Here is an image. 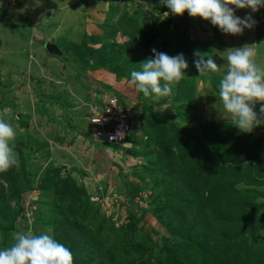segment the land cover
I'll list each match as a JSON object with an SVG mask.
<instances>
[{"label": "rangeland", "instance_id": "obj_1", "mask_svg": "<svg viewBox=\"0 0 264 264\" xmlns=\"http://www.w3.org/2000/svg\"><path fill=\"white\" fill-rule=\"evenodd\" d=\"M3 1L0 0V111L7 110L5 118L17 131L15 151L18 156L24 154L26 169L34 184H40L49 165L64 168L61 177L70 178L75 183L72 189L82 191L80 198L75 193L70 194L71 197L82 204L87 193L101 218L112 219L117 226L129 222L131 211L139 215V208L153 207L156 192L151 187L153 175L145 170L156 160V151L150 152L156 145L147 146L146 126L152 113L162 114L181 126H197L195 132L200 134V121L208 119L227 120L234 126L219 101L220 79L227 70L225 51L250 45L256 53V62L264 65V6L256 12L250 8L235 9L237 16L244 18L250 13L257 23L241 34L232 35L202 17H192L187 12L182 16L172 14L161 0H109L110 3H105L106 0H16L7 5ZM126 9L129 14H136L135 17L129 15L134 31L131 37L139 29L136 21L142 26L157 22V40H161L169 17L171 31L187 30L195 42H213L219 70L208 71L205 77L197 78L196 115L193 108H187L183 109V117L176 105L180 101H172L171 96L145 98L129 76L119 77V71L109 67L93 69L80 62L78 49L83 45L97 49L104 42H117L116 47L127 42L128 35L113 25L121 13L125 15ZM106 30L115 31L117 35H106ZM136 44L130 46L136 49ZM140 46L142 53L144 48ZM57 48L63 52L62 56L53 53ZM168 55L176 56L173 52ZM88 59L92 64L94 60ZM120 66L118 68L124 71V64ZM110 94L119 96L134 123L132 133L122 144L99 141L89 121L91 105L101 106L102 99ZM62 97L74 104L64 105ZM259 109L260 102L255 105L257 113ZM261 119L264 120V116ZM234 127L237 135L251 134V139L262 140L264 148V123L251 133ZM20 163L19 159L18 167ZM139 175H143L147 185ZM259 179L260 184L241 182L237 188L247 186L264 192V175ZM135 185L143 188L134 192ZM45 201L41 189L35 187L24 194L15 226L10 216L0 218L1 230L7 229L9 233L0 248L9 246L11 233L20 229L31 228L36 234L48 233L54 237L53 224L57 216L50 212L48 205H42ZM255 202H264V195ZM9 205L16 209L19 204L9 199L5 206L0 205V212ZM138 229L140 234L151 231L155 240L168 233L151 214L139 222ZM261 234L264 237V229Z\"/></svg>", "mask_w": 264, "mask_h": 264}, {"label": "trees", "instance_id": "obj_2", "mask_svg": "<svg viewBox=\"0 0 264 264\" xmlns=\"http://www.w3.org/2000/svg\"><path fill=\"white\" fill-rule=\"evenodd\" d=\"M125 11L113 25L128 35L127 42L118 47L117 42H104L97 49L83 45L78 49L80 62L93 69L109 67L119 71V77L131 78V71L141 70V63L153 56V48L167 54L183 53L189 67L181 81L174 85L171 97L174 102L180 101L176 105L183 117V109L187 108H193L196 115V81L198 77H205L206 72L197 70L194 52L214 59L213 42H195L187 30L171 31L169 17L161 40H157V22L142 26L136 21L139 29L131 37L134 31L129 15L135 17L136 14ZM146 22L147 19L143 23ZM113 33L105 31L106 35H117ZM134 42L138 43L136 49L130 46ZM140 44L144 48L142 53ZM88 58L94 60L92 64ZM120 64H124L126 71L118 68ZM62 98L64 105L74 104ZM152 114L146 126L147 146L156 145L155 150L150 149V152L156 151V160L145 169L153 175L151 187L156 191L152 208H139V215L131 211L129 222L117 226L112 219L101 218L87 193L82 204L71 197L70 194L75 193L80 198L82 191L73 190L71 185L75 183L61 177L64 168L49 165L40 184H34L21 153L20 167L0 173V205L5 206L9 199L19 205L16 209L9 205L6 210L10 213L1 211L0 218L10 216L15 226L24 194L38 187L46 200L42 205H48L50 212L57 216L53 224L54 238L72 251L74 264H264L261 234L264 202H255L264 192L247 186L237 188L241 182L245 185L261 183L259 177L264 175L262 140L251 139V134L237 135L235 127L227 120L200 121V134L195 132L197 126H181L162 114ZM142 179L147 185L144 177ZM142 188L135 185L133 190L137 192ZM148 214L167 229L168 233L160 240H155L151 231L141 234L138 231L139 222ZM8 234L7 229L0 228V243Z\"/></svg>", "mask_w": 264, "mask_h": 264}, {"label": "clouds", "instance_id": "obj_3", "mask_svg": "<svg viewBox=\"0 0 264 264\" xmlns=\"http://www.w3.org/2000/svg\"><path fill=\"white\" fill-rule=\"evenodd\" d=\"M3 3L12 2L4 0ZM161 3L172 14L182 16L187 12L192 17H202L232 35L241 34L257 23L250 13L244 18L237 16L235 9L250 8L256 12L264 6V0H161ZM152 52L153 56L141 63V70L131 71V82L145 98L171 96L174 85L181 81L189 67L188 61L183 53L170 56L155 48ZM255 55L250 45L227 49L224 57L227 70L219 84L223 111L230 114L234 126L247 133L264 123L261 119L264 116V65L256 62ZM194 56L199 73L219 70L211 56L199 51L194 52ZM258 102L259 113L255 110ZM6 113V109L0 111V173L19 164L14 144L17 131L6 120ZM11 240L9 246L0 248V264H74L72 251L48 233L20 229L11 233Z\"/></svg>", "mask_w": 264, "mask_h": 264}, {"label": "built area", "instance_id": "obj_4", "mask_svg": "<svg viewBox=\"0 0 264 264\" xmlns=\"http://www.w3.org/2000/svg\"><path fill=\"white\" fill-rule=\"evenodd\" d=\"M15 2V0H6ZM90 105V104H89ZM116 94L102 99V105H91L89 121L94 136L107 143L122 144L133 131V120L127 107Z\"/></svg>", "mask_w": 264, "mask_h": 264}, {"label": "water", "instance_id": "obj_5", "mask_svg": "<svg viewBox=\"0 0 264 264\" xmlns=\"http://www.w3.org/2000/svg\"><path fill=\"white\" fill-rule=\"evenodd\" d=\"M57 49H58V48H57ZM53 53H55V54L58 55V56H62V55H63V52H62L60 49L56 50V51L53 52Z\"/></svg>", "mask_w": 264, "mask_h": 264}, {"label": "crops", "instance_id": "obj_6", "mask_svg": "<svg viewBox=\"0 0 264 264\" xmlns=\"http://www.w3.org/2000/svg\"><path fill=\"white\" fill-rule=\"evenodd\" d=\"M15 1H16V0H15ZM110 1H111V0H110ZM110 1H109V0H106V2H105V3H107V2H108V3H110ZM13 3H14V2H13ZM4 5H6V4H4ZM103 15H104V14H103Z\"/></svg>", "mask_w": 264, "mask_h": 264}]
</instances>
